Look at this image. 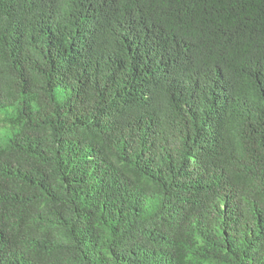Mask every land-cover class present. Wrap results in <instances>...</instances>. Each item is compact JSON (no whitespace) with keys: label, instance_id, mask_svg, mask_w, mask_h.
I'll use <instances>...</instances> for the list:
<instances>
[{"label":"trees","instance_id":"obj_1","mask_svg":"<svg viewBox=\"0 0 264 264\" xmlns=\"http://www.w3.org/2000/svg\"><path fill=\"white\" fill-rule=\"evenodd\" d=\"M0 264H264V0H0Z\"/></svg>","mask_w":264,"mask_h":264}]
</instances>
